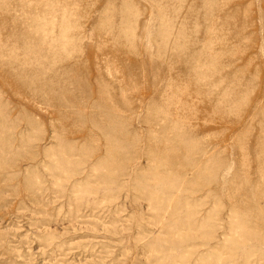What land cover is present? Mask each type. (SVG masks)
Wrapping results in <instances>:
<instances>
[{
  "label": "rangeland",
  "instance_id": "1",
  "mask_svg": "<svg viewBox=\"0 0 264 264\" xmlns=\"http://www.w3.org/2000/svg\"><path fill=\"white\" fill-rule=\"evenodd\" d=\"M0 264H264V0H0Z\"/></svg>",
  "mask_w": 264,
  "mask_h": 264
}]
</instances>
